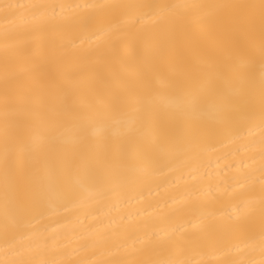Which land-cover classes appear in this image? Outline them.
Returning <instances> with one entry per match:
<instances>
[{
    "label": "snow or ice",
    "instance_id": "6c2138e0",
    "mask_svg": "<svg viewBox=\"0 0 264 264\" xmlns=\"http://www.w3.org/2000/svg\"><path fill=\"white\" fill-rule=\"evenodd\" d=\"M0 19V264H208L187 255L197 246L182 228L133 237L86 226L74 240L32 222L93 183L134 184L133 141L147 173L153 148L178 160L210 138L264 131V0L0 3ZM69 21L100 25V45L48 37ZM85 68L100 85L86 96ZM258 171L243 212L258 213L264 255V147Z\"/></svg>",
    "mask_w": 264,
    "mask_h": 264
},
{
    "label": "bare ground",
    "instance_id": "6f19581e",
    "mask_svg": "<svg viewBox=\"0 0 264 264\" xmlns=\"http://www.w3.org/2000/svg\"><path fill=\"white\" fill-rule=\"evenodd\" d=\"M105 2H133V0H0V3H71L92 4ZM135 2H168V0H135ZM211 2V0H186ZM0 19V33L4 27ZM100 25L69 21L56 33H48L57 43L71 33L83 49L100 45ZM95 33V34H93ZM194 50L192 55H196ZM78 70V69H76ZM114 70H119L118 67ZM166 71V69H164ZM82 72L80 93L86 96L89 86L100 87L92 79V69ZM162 92L166 91L161 86ZM264 131L259 126L245 127L204 142L191 158L173 160L153 148L148 154V172L136 159L139 145H126L130 166L136 169V182L120 185L111 191L93 183L88 190L77 189L73 195L62 197L54 211L32 226L38 230L57 229L71 239L86 236V226L107 229L109 225L127 230L130 236H142L153 230L183 229L184 239L194 242V259L208 264H223L237 259L260 261L264 259L259 244V216H246L243 209L252 197L251 183L259 177V161ZM147 143V141H145ZM258 183L256 190L258 192ZM4 201L0 189V219ZM237 217H239L237 219ZM84 242V241H81ZM4 238L0 235V247ZM251 247L246 248L245 245ZM166 258V254L164 257Z\"/></svg>",
    "mask_w": 264,
    "mask_h": 264
}]
</instances>
